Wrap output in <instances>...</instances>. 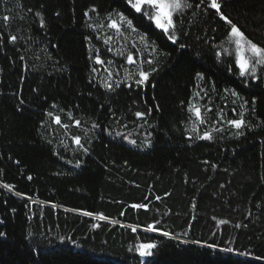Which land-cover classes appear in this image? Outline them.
<instances>
[{
	"label": "trees",
	"instance_id": "1",
	"mask_svg": "<svg viewBox=\"0 0 264 264\" xmlns=\"http://www.w3.org/2000/svg\"><path fill=\"white\" fill-rule=\"evenodd\" d=\"M190 2L173 44L126 0H0V264H264V67ZM221 3L264 46V0Z\"/></svg>",
	"mask_w": 264,
	"mask_h": 264
},
{
	"label": "snow or ice",
	"instance_id": "2",
	"mask_svg": "<svg viewBox=\"0 0 264 264\" xmlns=\"http://www.w3.org/2000/svg\"><path fill=\"white\" fill-rule=\"evenodd\" d=\"M127 4L131 6L132 9L135 10L136 13H141L143 17H147L149 20H151L155 27L158 29H161L162 32L167 36V39L171 41L173 44L177 43L178 36H177V22L174 20V16H179L184 12L185 9H191L193 7V4L190 2V0H126ZM201 5H204L206 9L215 10L214 14L219 17L221 21H223L226 25L229 26L230 31L228 32V43L235 44V63L236 66L239 68V74L240 76H245L248 74H251L252 76H255L256 74V68L257 66L264 67V46H261L255 42H253L252 39L248 38L244 32L240 30V28L222 11V3L221 0H199V3L195 5L197 9L201 7ZM92 11H96L95 9H92ZM88 13H85V16H87ZM118 20H112L111 23L108 25L109 28L115 29L116 33L118 35H122L121 27L126 25L128 29H130L132 32H135L136 29L133 27V23L131 19H128L123 13H117ZM4 21H8L10 17L4 16ZM10 41L15 42L17 37L11 36ZM112 37H108V39L105 40V43L107 44ZM141 40L145 41L146 37L141 36ZM180 47H184L183 44H180ZM111 50V49H109ZM219 55V53H217ZM23 59V57H21ZM126 62L128 64H135L137 61L134 59L132 54L127 55ZM147 63H152L151 60L144 61ZM97 64H102L103 61L99 58V55L97 54L96 58ZM111 63V61H109ZM96 69H93V72H95ZM112 73L109 72V76H111ZM198 78H203L201 73H197ZM149 79V76L147 73H145L143 70L139 71V79L135 81L137 85H143L145 84ZM109 90H112V84L105 83L104 85ZM116 87H119V84L116 85ZM131 87V85H129ZM233 95H237V93L233 92ZM196 95H199L197 93ZM254 103V101H253ZM189 112L194 111V115L196 119L201 123L205 124L206 121L202 116L201 108L196 107L195 105H192L191 102H189ZM208 112H211V108H207ZM151 113V110H149V113ZM135 115L137 118H143L144 113L136 112ZM55 122L57 124L60 123V118L57 117ZM76 124L79 125L80 121H76ZM229 125L235 126L237 129L241 128L245 121L243 119V114H241V119L239 120H229ZM65 128L68 127V125H64ZM93 127H97V125L93 124ZM195 131V126L193 128ZM216 131H222V129H215ZM198 139L202 140H211L212 136L209 132H204L202 136H198ZM75 144L78 147L83 148V145L81 144L80 138L76 137L74 140ZM131 143H135V141H131ZM86 152L87 150L84 149ZM78 166V164H77ZM31 179V177H29ZM5 188L11 189V186L8 184L3 185ZM133 208H141V207H147L146 205H140V204H134L132 205ZM84 215L90 216L92 213L85 212ZM123 214V213H122ZM100 219H107L104 216H100ZM220 223H227L226 221H220ZM149 231L153 230V226H149L147 229ZM133 231H135V228H133ZM162 235L168 236L169 233L163 232ZM2 235V234H0ZM154 245L152 244H140L138 246V251L140 256H146L150 255V250L153 248ZM211 247V245H209ZM228 251H231V249H228Z\"/></svg>",
	"mask_w": 264,
	"mask_h": 264
},
{
	"label": "rangeland",
	"instance_id": "3",
	"mask_svg": "<svg viewBox=\"0 0 264 264\" xmlns=\"http://www.w3.org/2000/svg\"><path fill=\"white\" fill-rule=\"evenodd\" d=\"M155 25V24H154ZM161 30V29H160Z\"/></svg>",
	"mask_w": 264,
	"mask_h": 264
}]
</instances>
